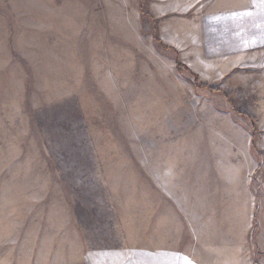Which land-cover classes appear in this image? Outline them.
<instances>
[{"label": "rangeland", "instance_id": "374dc122", "mask_svg": "<svg viewBox=\"0 0 264 264\" xmlns=\"http://www.w3.org/2000/svg\"><path fill=\"white\" fill-rule=\"evenodd\" d=\"M149 1L0 0V264H157L172 222L141 163L159 132L214 121L216 86L263 120L264 49L222 83L184 39L151 38ZM244 4L264 26V0Z\"/></svg>", "mask_w": 264, "mask_h": 264}, {"label": "crops", "instance_id": "0c3cea01", "mask_svg": "<svg viewBox=\"0 0 264 264\" xmlns=\"http://www.w3.org/2000/svg\"><path fill=\"white\" fill-rule=\"evenodd\" d=\"M158 1L168 12L149 1L150 18L158 21L151 38L184 39L180 46L191 47L198 60L212 61L210 76L222 83L230 64L245 66L247 56L264 49V26L245 8V0ZM202 53L211 57L201 58ZM216 87L227 106L213 109L215 120L197 124L192 117L187 131L166 124L156 143V168H149L153 161L147 167L141 163L172 222L163 227L164 242L158 233L157 264H264V118L253 127L244 113L227 109L231 97L223 86Z\"/></svg>", "mask_w": 264, "mask_h": 264}, {"label": "trees", "instance_id": "16d2710c", "mask_svg": "<svg viewBox=\"0 0 264 264\" xmlns=\"http://www.w3.org/2000/svg\"><path fill=\"white\" fill-rule=\"evenodd\" d=\"M175 64H176V69H180L179 67H182V65L180 63H178V61ZM192 83L194 86H196V84L194 82H192ZM210 90H214V89H210Z\"/></svg>", "mask_w": 264, "mask_h": 264}]
</instances>
